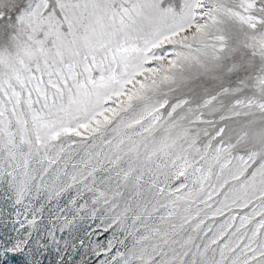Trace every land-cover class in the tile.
Wrapping results in <instances>:
<instances>
[{"label":"snow or ice","instance_id":"obj_1","mask_svg":"<svg viewBox=\"0 0 264 264\" xmlns=\"http://www.w3.org/2000/svg\"><path fill=\"white\" fill-rule=\"evenodd\" d=\"M0 264H264V0H0Z\"/></svg>","mask_w":264,"mask_h":264}]
</instances>
